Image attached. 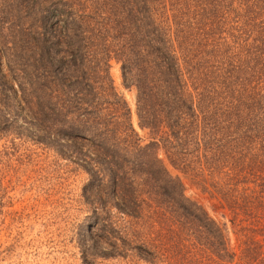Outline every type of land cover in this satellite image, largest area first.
I'll use <instances>...</instances> for the list:
<instances>
[{
    "label": "trees",
    "instance_id": "trees-1",
    "mask_svg": "<svg viewBox=\"0 0 264 264\" xmlns=\"http://www.w3.org/2000/svg\"><path fill=\"white\" fill-rule=\"evenodd\" d=\"M0 5L19 41L11 77L30 117L13 110L39 129L38 141L61 152L54 140L65 139L70 169L85 173L77 242L84 262L136 255L264 264V0ZM111 59L134 91L133 107L113 84ZM170 168L214 199L213 209L229 212L231 223L246 220L236 251L225 224L186 194Z\"/></svg>",
    "mask_w": 264,
    "mask_h": 264
},
{
    "label": "rangeland",
    "instance_id": "rangeland-1",
    "mask_svg": "<svg viewBox=\"0 0 264 264\" xmlns=\"http://www.w3.org/2000/svg\"><path fill=\"white\" fill-rule=\"evenodd\" d=\"M8 24L9 18L0 5V264H169L136 255L96 256L86 262L80 258L77 242L83 234L86 214L80 187L85 173L78 168L70 169L65 139L54 140L61 144V152L57 149L60 145L38 141L39 129L26 124L13 110L16 104V109L30 117L17 100V82L11 77V72L19 68V41L9 34ZM109 74L115 88L133 107L134 91L122 85L118 63L113 59ZM132 123L138 134L145 136V129L137 126L134 113ZM11 130L16 132L13 136L12 132L3 135ZM71 141L86 148L85 140ZM170 171L181 176L186 194L225 224L229 246L236 251L237 238L241 236L238 228L246 220L236 216L231 223L229 212L221 214L213 209L214 199L177 170L170 168Z\"/></svg>",
    "mask_w": 264,
    "mask_h": 264
}]
</instances>
